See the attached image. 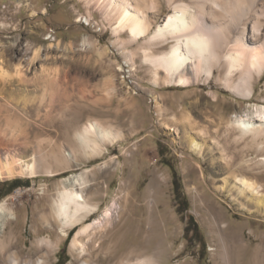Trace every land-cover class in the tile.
I'll use <instances>...</instances> for the list:
<instances>
[{
  "label": "rangeland",
  "instance_id": "obj_1",
  "mask_svg": "<svg viewBox=\"0 0 264 264\" xmlns=\"http://www.w3.org/2000/svg\"><path fill=\"white\" fill-rule=\"evenodd\" d=\"M160 1L158 12L148 13L151 32L129 43L128 32H114L115 25L83 0H0L1 144L14 140L8 126L27 130L29 142L57 168L62 150L73 148L75 133L90 121L116 138L100 153L78 155L58 174L0 181V203L17 217L11 227L19 224L24 257L43 255L32 243L46 237L56 245L49 264H78L73 235L109 207L120 213L123 245L135 252L130 264H226L219 259L224 250L243 254L262 245L264 251V213L233 181L235 175L264 186V138L243 136L234 126L237 117L264 106V72L248 99L219 80L217 70L209 81L202 75L190 86L162 80V70L156 81L139 47L146 48L166 20L170 9ZM261 21L264 26V13ZM169 43L157 49L167 52ZM130 52L132 62L124 56ZM216 99L222 101V122L211 105ZM68 176L84 177L92 211L61 236L53 204ZM16 179L22 186L10 191ZM178 197H185V211ZM190 217L197 234L188 228ZM221 217L228 230H220ZM109 242V236L98 239L103 251L94 252V264H118L126 255L124 247L110 259Z\"/></svg>",
  "mask_w": 264,
  "mask_h": 264
},
{
  "label": "bare ground",
  "instance_id": "obj_2",
  "mask_svg": "<svg viewBox=\"0 0 264 264\" xmlns=\"http://www.w3.org/2000/svg\"><path fill=\"white\" fill-rule=\"evenodd\" d=\"M83 1L99 10L110 23L114 24V32L118 34L128 32L129 43L138 42L151 32L153 20L152 17H148V13H157L161 5L160 0H150L149 3H145L148 0ZM166 2L170 9L166 14V20L153 31L147 47L143 45L139 47L145 59L152 64L156 81H160L159 72L162 70V80L181 87L190 86L197 83L202 75L205 76V81H209L214 70H217L219 80H225L226 86L236 95L250 98L254 92L256 77L264 72V26L261 21L264 0H166ZM168 41L173 43L169 51H163L164 48L157 49L158 45H165ZM37 52L36 50L35 53ZM124 56L132 62L133 53H124ZM211 105L220 115L219 120L222 122L224 118V113L221 114L222 101L216 99ZM234 124L243 136L251 134L254 139L264 138V106L261 105L244 117H237ZM8 128L14 140L9 144H1L0 141V181L16 177L33 178L39 175L58 174L68 169L70 163L77 162L78 155L87 158L90 154L100 153L103 147L114 143L116 139L110 131L90 121L77 130L76 144L73 148L63 149L61 159L56 160L57 168H52L40 155V149L29 142L27 130L19 131L11 126ZM192 146L194 150H199L195 143H192ZM17 153L24 156H18ZM234 178L235 183L238 180L241 183L240 194H251L252 200L247 199L248 203L253 205L257 212L264 213L262 192L264 186L250 182L249 179H238L235 175ZM61 184L62 188L54 200L53 211L57 231L61 236H66V229L84 220L92 208L85 194L87 182L84 177L68 176ZM119 218L120 213L113 214L112 208L109 207L99 218H95L92 223H85L75 232L70 247L80 259L78 264H94L92 259L97 256H94V252L98 254L103 251L99 244L97 246V241L105 236H109L110 239L108 250L106 249L110 259H115L125 247L126 255L121 252L118 264L124 259L126 264L134 260L133 248L127 246L128 243L123 245L126 236L121 239L118 236ZM221 219L224 227L220 230H228L231 225L225 218ZM14 221H17L16 215L7 209L5 203H0V264H49L50 255L56 245L49 238H37L33 241L32 247L44 251V254L35 258L24 257L19 224L11 227ZM214 222L216 223V220ZM219 259L226 264H262L264 251L262 245L243 254L239 252L234 255L224 250ZM238 260L239 263L236 262Z\"/></svg>",
  "mask_w": 264,
  "mask_h": 264
},
{
  "label": "trees",
  "instance_id": "obj_3",
  "mask_svg": "<svg viewBox=\"0 0 264 264\" xmlns=\"http://www.w3.org/2000/svg\"><path fill=\"white\" fill-rule=\"evenodd\" d=\"M8 186L10 187L9 190L11 191V190H13L15 187H17V186H22V185H20V183H18V180L16 179V180L11 181V182L9 183ZM23 186H24V185H23ZM174 187H175V189L177 190L178 185H177V182H176L175 179H174ZM3 196H4V195L0 194V199H1ZM177 200H178L179 207H180V208L182 207V209L185 211V210L188 208V203H187L185 197H182V199L178 197ZM188 228H189V230H192L193 233H196V234L198 233V228H197L196 225L193 223L191 217H190V219H189V227H188ZM187 230H188V229H187ZM189 230H188V232H189ZM71 235H72V232L69 233L67 240L71 237ZM199 242L201 243L203 249L205 250V241H204L203 239L200 238V239H199Z\"/></svg>",
  "mask_w": 264,
  "mask_h": 264
}]
</instances>
